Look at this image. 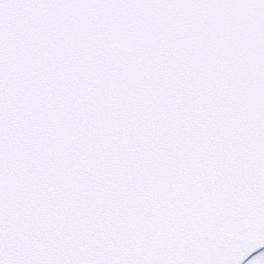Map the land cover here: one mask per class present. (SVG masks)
Wrapping results in <instances>:
<instances>
[{"label":"snow or ice","instance_id":"6c2138e0","mask_svg":"<svg viewBox=\"0 0 264 264\" xmlns=\"http://www.w3.org/2000/svg\"><path fill=\"white\" fill-rule=\"evenodd\" d=\"M0 264H264V0H0Z\"/></svg>","mask_w":264,"mask_h":264}]
</instances>
